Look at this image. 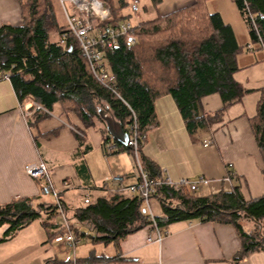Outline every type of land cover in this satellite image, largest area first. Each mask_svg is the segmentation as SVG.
<instances>
[{
  "label": "trees",
  "instance_id": "1",
  "mask_svg": "<svg viewBox=\"0 0 264 264\" xmlns=\"http://www.w3.org/2000/svg\"><path fill=\"white\" fill-rule=\"evenodd\" d=\"M18 1L22 23L0 27V71L9 74L19 102L36 101L50 111L60 103L65 111L77 114L86 127L95 126L97 121L104 124L99 110L110 109L129 135L137 134L139 160L148 175L161 182L164 174L160 166L142 152L149 133L159 125L157 99L165 94L174 98L194 137L220 121L226 108L241 101L249 92L234 76L239 69L237 55L243 50L264 46V0H235L248 25L252 48L239 45L232 27L221 15L210 12L204 2L197 1L140 22L133 32L134 44L121 39L114 50H106V62L115 76L113 91L97 80L76 38L67 34L64 24H59L52 0ZM110 9L111 18L101 25H116L129 18L119 13L120 8L111 6ZM249 11L257 16L258 30L249 19ZM159 34L166 37L151 40ZM213 93L220 94L224 106L213 113L205 112L201 100ZM48 116L34 110L35 121ZM251 125L264 157V87ZM131 126H135V130ZM102 130L105 148L111 136L106 127ZM77 135L83 143L82 137ZM114 143L135 157L132 146ZM229 175L235 178L231 171ZM93 187L87 185L88 189ZM101 189L107 196L83 206L68 208L62 200L72 231L79 240L89 237L93 244L118 245L129 234L146 226L150 230L154 227L141 193L106 189L104 185ZM153 196L162 204V214L155 216L161 228L185 220L231 223L242 239L237 259L264 250V195L246 199L240 184L234 182L229 190L208 194L188 186L176 188L161 183ZM35 200L17 198L0 203V226L8 224L0 243L13 238L39 218L52 229L61 230L60 224L48 222L61 214L58 206L55 203L37 205ZM248 221L252 222L250 229L245 228L244 222ZM77 224L90 228L80 230ZM59 231L53 235L51 232V238ZM119 261L122 258L118 254L112 257L91 254L88 258H77L76 264H116ZM51 264L74 263L55 260Z\"/></svg>",
  "mask_w": 264,
  "mask_h": 264
},
{
  "label": "crops",
  "instance_id": "2",
  "mask_svg": "<svg viewBox=\"0 0 264 264\" xmlns=\"http://www.w3.org/2000/svg\"><path fill=\"white\" fill-rule=\"evenodd\" d=\"M102 1L109 9L120 8V14L137 24L202 1L210 12L219 13L232 27L239 45H251L248 25L235 0ZM133 2L139 5L136 12L131 9ZM20 23L19 1L0 0V27ZM237 63L235 79L249 92L241 101L228 106L220 121L193 137L174 98L165 94L156 101L159 125L149 133L142 152L174 181L208 178L210 182L199 188L201 193L229 190L235 182L240 184L244 197L252 199L264 195V157L251 125L264 87V46L241 51ZM33 102L20 103L11 81L0 80V203L17 198H34L37 205L55 203L54 195L43 190V181L25 172L28 163L38 160L46 162L54 187L68 208L107 196L101 189L104 185L101 181L108 174L125 175L124 185L137 182L139 170L132 153L117 147L106 152L103 123L97 121L95 126L86 127L77 114L65 111L60 103L53 106L48 117L35 121L34 111L30 115L25 113ZM201 105L210 113L224 106L219 93L203 97ZM209 139L212 144L205 146ZM230 171L234 179L228 178ZM87 185L97 189L93 187L89 192ZM86 193L91 195L88 200ZM151 204L156 215L162 214L157 197H152ZM48 222L61 225V214ZM244 223L246 229L252 227V222ZM76 226L84 231L90 228L86 224ZM7 227L8 224L0 226V236ZM59 230L45 225L42 218L33 221L13 238L0 243V264H51L55 260L72 261L74 256L88 258L91 254L106 257L118 254L122 261L116 264H264V250L236 258L242 239L231 223L173 222L161 243L148 242V226L129 234L118 245L93 244L89 237H82L80 245L84 240L91 244L83 249L79 246L80 250L72 257H67L72 250L66 244H56L51 238Z\"/></svg>",
  "mask_w": 264,
  "mask_h": 264
},
{
  "label": "built area",
  "instance_id": "3",
  "mask_svg": "<svg viewBox=\"0 0 264 264\" xmlns=\"http://www.w3.org/2000/svg\"><path fill=\"white\" fill-rule=\"evenodd\" d=\"M62 7V10L66 16V27L67 34H71L76 38L82 55L87 59L89 66L97 78V80L106 86L108 89L115 91V76L108 67L105 58L106 50H114L118 46L121 39L126 40L129 44H134L136 41L134 35V29L138 26L137 23L131 19H125L120 21L116 26L109 28H101L99 25L101 22L111 18V12L109 6L102 0H58ZM132 11L136 12L139 10L137 2H133L131 5ZM249 19L252 25L257 29L256 15L248 12ZM64 43V40H62ZM252 48V45H249ZM0 80H10L8 73L0 71ZM33 109L29 110L25 108V113L30 115L34 110H41L47 114H51L52 111L45 108L37 102L32 103ZM135 130V126H131ZM212 140H206L205 146L212 144ZM128 145L134 148L135 159L139 170V177L137 182L130 185H124L123 180L125 175H115L112 178H106L104 186L109 189L108 184L110 181L116 184V190L119 188L122 191L130 193H141L144 197V201L147 205L146 212L151 216L154 222V227L150 230L148 235V242L161 243L163 238L170 233L168 228H161L155 221L156 214L153 211L151 199L153 194L156 192V186L161 183L173 185L176 188L182 186H188L191 190H199L201 185L208 184L210 180L205 177H199L198 179L183 178L178 181H174L163 171L164 180L156 181L151 178L144 166L141 164L138 156V137L137 134L129 135ZM116 145L114 142L108 141L105 145L106 152L115 150ZM25 172L33 179L43 181V190L46 192H52L55 197V204L58 206L61 212V230L53 238L56 244H66L75 255L76 248L80 243V240L73 233L70 222L67 218L66 212L63 207L62 198L60 192L55 189L53 179L48 166L45 161L38 160L30 162L25 166ZM230 178L231 176L228 175ZM89 190V189H88ZM90 192V190H89ZM90 193L85 194V199H90ZM77 257H73V263L76 264Z\"/></svg>",
  "mask_w": 264,
  "mask_h": 264
},
{
  "label": "water",
  "instance_id": "4",
  "mask_svg": "<svg viewBox=\"0 0 264 264\" xmlns=\"http://www.w3.org/2000/svg\"><path fill=\"white\" fill-rule=\"evenodd\" d=\"M105 127L111 136L112 141H118L123 145H128L129 133L125 131L122 123L117 120L110 109L99 110Z\"/></svg>",
  "mask_w": 264,
  "mask_h": 264
},
{
  "label": "rangeland",
  "instance_id": "5",
  "mask_svg": "<svg viewBox=\"0 0 264 264\" xmlns=\"http://www.w3.org/2000/svg\"><path fill=\"white\" fill-rule=\"evenodd\" d=\"M53 1V4H54V8H55V13H56V17H57V20H58V22H59V24L61 25H63L64 23H65V19H66V16L64 15V12H63V10H62V8H61V6H60V4L58 3V0H52ZM155 19V18H154ZM132 20V19H131ZM133 21V20H132ZM134 22V21H133ZM65 25H66V23H65ZM54 34H55V32H53V34H52V36H54ZM55 37H56V35H55ZM162 37H166V35L165 34H159V35H157V36H155L154 38H151V40L153 39V40H159V39H161ZM101 107H98V109H100ZM115 175H119V174H108V175H106L104 178H103V180L101 181V185H103V183H104V181L106 180V178H112L113 176H115ZM113 185L114 186H116V184H114V183H112V181H110L109 182V184H108V187H109V189L111 188V189H113L114 187H113ZM116 188V187H115ZM51 194H52V192H50ZM89 244H91L88 240H84V242H83V244L82 245H80V244H78V246H77V248H76V253H77V251L78 250H80V247L79 246H81L82 247V249L83 248H85V245H89ZM98 248V247H97ZM100 248V247H99ZM73 254H74V252L73 251H71L70 253H68V255H67V257L69 256V257H72L73 256Z\"/></svg>",
  "mask_w": 264,
  "mask_h": 264
},
{
  "label": "bare ground",
  "instance_id": "6",
  "mask_svg": "<svg viewBox=\"0 0 264 264\" xmlns=\"http://www.w3.org/2000/svg\"><path fill=\"white\" fill-rule=\"evenodd\" d=\"M127 19H130V18H127ZM117 25V24H116ZM116 25H110V26H106V25H99L101 28H109V27H113V26H116ZM65 27H66V25H65ZM80 48V47H79ZM81 51V50H80ZM82 53V52H81ZM34 102H36V101H34ZM38 103V102H37ZM114 142V141H113ZM115 144V143H114ZM144 205H145V210H146V208H147V205H146V203H144Z\"/></svg>",
  "mask_w": 264,
  "mask_h": 264
}]
</instances>
